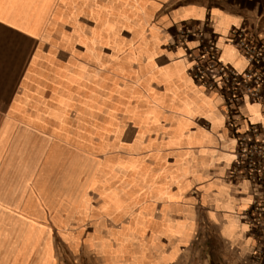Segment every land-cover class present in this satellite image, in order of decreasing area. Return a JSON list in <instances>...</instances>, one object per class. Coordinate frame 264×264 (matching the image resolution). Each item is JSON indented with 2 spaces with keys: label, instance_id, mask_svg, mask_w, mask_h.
<instances>
[{
  "label": "crops",
  "instance_id": "obj_1",
  "mask_svg": "<svg viewBox=\"0 0 264 264\" xmlns=\"http://www.w3.org/2000/svg\"><path fill=\"white\" fill-rule=\"evenodd\" d=\"M182 27L244 71L230 38L264 45V0H0V264H258L254 190Z\"/></svg>",
  "mask_w": 264,
  "mask_h": 264
},
{
  "label": "built area",
  "instance_id": "obj_2",
  "mask_svg": "<svg viewBox=\"0 0 264 264\" xmlns=\"http://www.w3.org/2000/svg\"><path fill=\"white\" fill-rule=\"evenodd\" d=\"M206 28L182 27L178 39L184 44L198 41V47L188 53L191 75L199 84L219 92L225 103L227 126L237 140L229 178L252 185L254 199L244 217L257 244L255 259L264 264V124L245 125L242 114L244 103L249 102L259 106L264 115V45L251 42L245 29L234 31L230 43L248 63L246 70L238 71L221 60L218 44Z\"/></svg>",
  "mask_w": 264,
  "mask_h": 264
},
{
  "label": "rangeland",
  "instance_id": "obj_3",
  "mask_svg": "<svg viewBox=\"0 0 264 264\" xmlns=\"http://www.w3.org/2000/svg\"><path fill=\"white\" fill-rule=\"evenodd\" d=\"M83 264H87V263H83Z\"/></svg>",
  "mask_w": 264,
  "mask_h": 264
}]
</instances>
